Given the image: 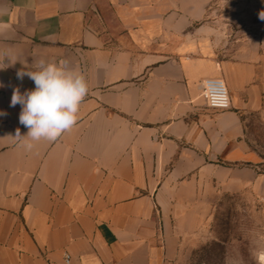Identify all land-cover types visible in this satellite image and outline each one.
I'll list each match as a JSON object with an SVG mask.
<instances>
[{
	"label": "crops",
	"instance_id": "obj_1",
	"mask_svg": "<svg viewBox=\"0 0 264 264\" xmlns=\"http://www.w3.org/2000/svg\"><path fill=\"white\" fill-rule=\"evenodd\" d=\"M214 1L0 0V59L67 61L89 88L77 123L28 151L10 99L34 83L20 62L0 70V264H170L202 194L264 200L247 140L263 76L240 52L218 57ZM208 78L229 110L206 106Z\"/></svg>",
	"mask_w": 264,
	"mask_h": 264
},
{
	"label": "rangeland",
	"instance_id": "obj_2",
	"mask_svg": "<svg viewBox=\"0 0 264 264\" xmlns=\"http://www.w3.org/2000/svg\"><path fill=\"white\" fill-rule=\"evenodd\" d=\"M264 0H215L206 22L220 58L240 52L263 76L261 106L247 114V140L264 160ZM264 171V163L262 164ZM187 217L170 264H258L264 251V200L248 190L202 194Z\"/></svg>",
	"mask_w": 264,
	"mask_h": 264
},
{
	"label": "clouds",
	"instance_id": "obj_3",
	"mask_svg": "<svg viewBox=\"0 0 264 264\" xmlns=\"http://www.w3.org/2000/svg\"><path fill=\"white\" fill-rule=\"evenodd\" d=\"M258 18L264 21V11ZM7 58L8 63L4 60ZM20 62L23 67L16 71V78L25 77L34 83V89L21 92L19 86L13 88L10 107L21 106L19 123L28 131L22 135L17 128L13 137L25 150L31 151L34 142L56 141L64 132L70 130L78 120L82 101L88 94V83L78 70L68 67L67 61H47L43 58L29 65L17 57L5 56L0 59V70ZM0 87H4L0 83ZM7 112L0 111V117ZM258 264H264V251L257 254Z\"/></svg>",
	"mask_w": 264,
	"mask_h": 264
},
{
	"label": "built area",
	"instance_id": "obj_4",
	"mask_svg": "<svg viewBox=\"0 0 264 264\" xmlns=\"http://www.w3.org/2000/svg\"><path fill=\"white\" fill-rule=\"evenodd\" d=\"M201 97L209 109L226 111L231 108L230 93L226 83L221 78H208L201 84ZM66 264H69V255L65 256Z\"/></svg>",
	"mask_w": 264,
	"mask_h": 264
}]
</instances>
